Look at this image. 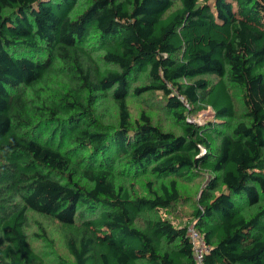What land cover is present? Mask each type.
<instances>
[{
	"label": "trees",
	"instance_id": "16d2710c",
	"mask_svg": "<svg viewBox=\"0 0 264 264\" xmlns=\"http://www.w3.org/2000/svg\"><path fill=\"white\" fill-rule=\"evenodd\" d=\"M184 206L264 264V0H0V264H197Z\"/></svg>",
	"mask_w": 264,
	"mask_h": 264
},
{
	"label": "rangeland",
	"instance_id": "374dc122",
	"mask_svg": "<svg viewBox=\"0 0 264 264\" xmlns=\"http://www.w3.org/2000/svg\"><path fill=\"white\" fill-rule=\"evenodd\" d=\"M214 112L211 107H208L206 109H202L199 111L192 119L199 121V122H204L205 120H208L210 118H213ZM188 206H184V210L182 208L178 209L176 212L173 213V215H170V218L175 222L177 225H185L192 224V219L190 215L188 214ZM187 212V213H185Z\"/></svg>",
	"mask_w": 264,
	"mask_h": 264
},
{
	"label": "built area",
	"instance_id": "2783aa9c",
	"mask_svg": "<svg viewBox=\"0 0 264 264\" xmlns=\"http://www.w3.org/2000/svg\"><path fill=\"white\" fill-rule=\"evenodd\" d=\"M188 232L191 237L197 264H205L204 256L209 249V245L206 243L204 233H201L194 224L188 227Z\"/></svg>",
	"mask_w": 264,
	"mask_h": 264
}]
</instances>
